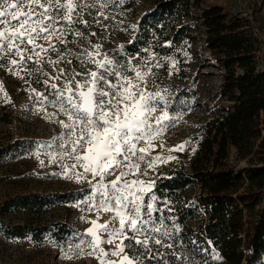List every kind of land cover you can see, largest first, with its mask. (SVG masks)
Here are the masks:
<instances>
[{
  "label": "snow or ice",
  "instance_id": "6c2138e0",
  "mask_svg": "<svg viewBox=\"0 0 264 264\" xmlns=\"http://www.w3.org/2000/svg\"><path fill=\"white\" fill-rule=\"evenodd\" d=\"M113 3L0 0V68L21 79L37 73L44 77L35 80L43 85L44 92L32 88L28 80L26 90L35 95L39 105L51 106L52 112L40 110L45 119L59 124L63 131L39 147L53 149L49 153L51 162H61L65 179L90 184L91 194L75 207L86 205L88 211L112 213L104 223L98 222L99 216L89 221L91 226L75 245L79 255L91 256L98 264H145L146 259L172 264L168 255L175 261L182 257L158 251L174 247L165 242L171 236L166 217H153L154 212L161 211L154 194L145 201L155 181L139 177L146 175L141 162L146 160L152 140L179 117L170 114L171 105L161 91H149L152 68L161 65L144 61L137 66L133 64L135 58L115 60L101 50V44L90 39L97 35L89 31L93 25L105 27L103 21L110 19L107 9ZM45 66L51 68V73L45 71ZM0 93L6 103H11L2 82ZM179 148L182 145L175 150ZM151 167L153 162L149 161ZM105 244L112 247L106 250L102 246ZM85 245L89 251H85ZM129 249L137 254L130 255ZM72 250L70 246L69 252ZM65 258L72 260L74 256L65 252Z\"/></svg>",
  "mask_w": 264,
  "mask_h": 264
},
{
  "label": "rangeland",
  "instance_id": "374dc122",
  "mask_svg": "<svg viewBox=\"0 0 264 264\" xmlns=\"http://www.w3.org/2000/svg\"><path fill=\"white\" fill-rule=\"evenodd\" d=\"M157 1L159 0H114L107 9L110 19L103 21L105 27L93 25L89 30L97 33L95 37L90 38L92 42L101 44V50L110 54V58L122 62L135 58L133 64L137 66L143 65L144 61L152 65H161L152 68L154 75L150 74L148 77L151 82L149 91H161L164 100L171 105L170 114L179 119L162 129L152 140L146 160L141 162V169L146 175L139 178L155 183L159 177L176 169L187 172L191 170L189 162L199 147V131L207 117L208 107L215 103L214 86L219 82L216 77L217 70L211 65L213 61L209 60L204 52L203 38L193 39L170 54L157 52L153 39L146 41L134 54L126 52V47L132 43L134 36L141 33L143 20ZM200 3L203 7L218 5L229 16L248 20L258 17L264 25V0H201ZM133 25L136 27L133 28ZM201 35L203 37V34ZM77 70H80L78 65ZM143 70L148 71L147 67H143ZM45 71L51 73L52 70L45 66ZM170 71L172 75H169ZM177 73L182 74V78H178ZM37 76L38 73L31 78L21 79L9 74L5 68H0V82L11 98V103H6L3 93H0V264H98V260L91 256H80L75 245L91 226L89 221L99 216L98 222L104 223L110 219L112 213L88 211L86 205L75 207L74 205L86 195L91 194L90 184L87 181L78 183L75 179H65L61 162H51L52 157L49 153L53 149L39 147L41 144L52 142L63 129L59 124L45 119L44 112L40 110L46 108L48 112H52L51 106L39 105L35 95L26 90L29 84L25 81L28 80L32 88L40 92L45 91L42 84L35 82ZM39 79L42 81L44 77L39 76ZM173 83L181 84L182 87L193 84L192 96H186L180 88L173 87ZM165 89L167 91H164ZM6 145L11 146L7 151L2 150ZM180 145L182 148L175 150ZM156 157L161 159H155ZM41 160L44 161L43 164L40 163ZM149 161L153 162L151 168ZM228 163L235 167H243L246 160L237 159L234 148H231ZM108 179H114V176ZM152 190L145 195V201L152 195ZM199 192V185L196 182L190 183L181 191L182 202L188 204ZM31 195L46 197V202L41 206L6 207L7 200ZM161 200L164 201L168 216L166 217L164 212H159V215L153 213V217L160 215L166 217L165 225L171 236L166 238L165 242L174 245L170 253L174 252L182 257L179 263L191 264L199 249L193 248L188 251L185 244L174 242L180 231L179 226L169 215V199L163 197ZM203 211V208L196 206V222L206 218ZM16 225H25L28 228L22 237L11 234L10 228ZM208 244L209 256L219 259L210 242ZM70 246L73 249L71 252ZM102 246L106 250L112 247L107 244ZM84 247L85 251L90 250L86 245ZM204 248L201 246V252L205 251ZM158 251L163 252V248H159ZM65 252L74 258L66 259ZM128 252L130 255L137 254L131 249ZM145 264L156 262L148 261Z\"/></svg>",
  "mask_w": 264,
  "mask_h": 264
},
{
  "label": "trees",
  "instance_id": "16d2710c",
  "mask_svg": "<svg viewBox=\"0 0 264 264\" xmlns=\"http://www.w3.org/2000/svg\"><path fill=\"white\" fill-rule=\"evenodd\" d=\"M200 2L157 1L145 16L141 33L126 47L127 53L134 54L153 39L157 52L170 54L203 38L204 52L213 61L219 79L214 86L215 103L207 109L199 147L189 162L191 170L176 169L162 175L152 194L165 216L168 211L161 199L170 201L169 215L180 230L174 242L185 244L188 251L199 249L191 264H264V25L258 17L229 16L218 5L203 7ZM176 75L182 78V74ZM192 86L173 83L186 96H192ZM231 148L237 159L246 160L245 166L228 163ZM193 182L200 192L184 204L181 191ZM44 202L46 197L31 195L7 200L6 207L41 206ZM196 206L206 215L199 222L195 220ZM27 230L25 225L10 228L11 234L19 237ZM208 242L219 259L209 256ZM163 252L170 253V249L163 248ZM166 258L172 264H182L171 255Z\"/></svg>",
  "mask_w": 264,
  "mask_h": 264
},
{
  "label": "crops",
  "instance_id": "0c3cea01",
  "mask_svg": "<svg viewBox=\"0 0 264 264\" xmlns=\"http://www.w3.org/2000/svg\"><path fill=\"white\" fill-rule=\"evenodd\" d=\"M136 178V177H135Z\"/></svg>",
  "mask_w": 264,
  "mask_h": 264
}]
</instances>
